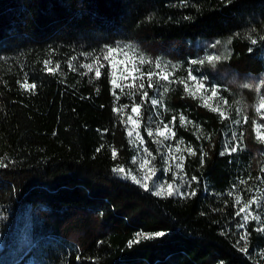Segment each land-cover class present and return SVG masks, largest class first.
<instances>
[{
	"label": "trees",
	"instance_id": "obj_1",
	"mask_svg": "<svg viewBox=\"0 0 264 264\" xmlns=\"http://www.w3.org/2000/svg\"><path fill=\"white\" fill-rule=\"evenodd\" d=\"M262 36L264 0H0V160L8 165L0 168V264H264V233L253 230L259 225L250 217L238 229L240 217L234 216L235 195L240 206L256 197L251 210L264 220V143L255 131L264 125L255 111L264 85L259 94L243 87L264 80ZM108 47L130 48L128 56L144 72L159 71L147 61L178 65L170 80L188 70L206 77L228 101L220 99L227 119L182 84L168 85L164 95L148 89L147 77L141 80L138 72L115 78L131 89H113L102 59ZM208 55L222 59L189 63ZM96 56L105 64L100 78L79 67ZM45 60L60 69L46 72ZM26 76L36 89L20 88L17 81ZM140 83L149 92L141 134L161 165L159 148L145 130L147 117L158 114L169 125L176 117L173 140L182 147L184 170L175 180H188L195 197H157L124 178L135 163L128 124L121 120L132 115L133 101L141 103ZM151 98L163 107L153 109ZM181 114L192 123L181 126ZM233 133L244 134L242 150L221 157L224 145L234 143ZM201 152L207 153L203 166ZM116 166L126 173H113ZM157 231L166 235L136 242L138 232ZM245 231L248 254L239 250L243 241L234 246Z\"/></svg>",
	"mask_w": 264,
	"mask_h": 264
},
{
	"label": "snow or ice",
	"instance_id": "obj_2",
	"mask_svg": "<svg viewBox=\"0 0 264 264\" xmlns=\"http://www.w3.org/2000/svg\"><path fill=\"white\" fill-rule=\"evenodd\" d=\"M186 19H188V17H185ZM250 42L252 45H256L258 43L257 39H252L250 38ZM260 40L264 41V36L259 38ZM231 41H227V43H230ZM216 44H221V41H216ZM129 49H123V48H116V47H108L106 50V54H103L102 59L104 61H107L109 66H110V70H111V74H112V79H111V85L113 87V89L115 88H121V91H123L124 87H128V88H132V85H121L117 83V80L115 79V70L117 68V64L111 60L110 58L113 56L114 53H120L122 52L125 56L128 55V51ZM249 51L251 52L252 49L249 48ZM141 63L145 62V57L143 56H138L137 57ZM226 58V57H225ZM74 59V58H73ZM220 59H222V57L220 56H212V55H208L205 59H192L189 61L190 64L192 65H204L206 62L208 64H213L215 61H219ZM51 63V60H45L43 61V65H44V70L48 73H55L57 70L60 69V64L57 63L55 65V68H50L48 67V65ZM121 63H124V61H121ZM147 63L149 64H153L155 66V69L159 70V71H155L152 68H149L146 72L141 71L140 68H135L134 71L139 73V78L142 80L145 76L147 77V88L148 89H160L161 90V95L167 94L169 91V87L168 85L170 84H182L183 85V91L190 94L193 98L196 97V93L204 91V92H208L210 91V96H208L205 99V103L204 106L208 107L207 104V100L212 99L214 97L218 96V90L216 87L211 86V85H206L205 80L207 79L206 77L204 78H199L196 75L193 74L192 70H188L187 71V75L186 77L183 78H179V79H171L170 80V76L173 75L174 71L176 70L177 67H179L178 65H168V64H164L162 61L160 60H155V61H147ZM69 69H73L74 66L71 63V61H69L68 64ZM82 69H86L87 73H92L94 72V78H100L102 73H101V69L105 67L104 63H101V57L100 56H96L94 57V63H87V64H81L79 66ZM171 69V70H170ZM129 75H124L123 79L124 80H128ZM156 78L155 80L153 78ZM133 81H135L137 79L136 76L132 77ZM162 82H167V83H162ZM190 82H195V84L193 86L190 87ZM17 83L19 84L20 88H24V89H28V90H34L37 88V85L33 82V83H29L27 76L25 77V79L23 81H17ZM261 85H264V80H262L260 82V84L257 85H249V84H244L243 87L245 88H254L255 92L257 94L260 93L261 90ZM193 88L195 89L193 91ZM139 89L142 90L141 91V103H137L135 101L132 102L131 104V113L134 115H129L127 117V121L121 120V123H129L131 125L130 128L127 129V135L129 137H134L133 141L130 142H135V140H139L140 145H144L145 141L143 139V137L140 134L139 128H140V124H141V120L139 119V117H141V108H142V104L143 102L149 100V92L145 89V84L144 83H140L139 84ZM135 93H129V95H134ZM113 95H115V91H113ZM117 99H119V97H117ZM221 101L223 104H227L228 101L226 99H224L223 97H220ZM150 103L153 109H155L158 105H160L161 107H163V101L157 98H151L150 99ZM122 107L127 108L129 107L128 104L123 105ZM213 112H219V116L222 119H227L226 113L225 111L222 109V107L220 105H217L216 107H212L210 109ZM264 95H259V103L258 106L255 108V111L258 115L261 116V118H264ZM113 111L116 113H119L120 109L117 108H113ZM148 121H152V116L149 115L147 117ZM175 120L176 117L173 116L172 120L170 121L171 124L175 125ZM180 120V124L181 126H183L185 123H192V121L188 120L187 117L183 114L180 115L179 117ZM248 117L245 116L244 117V122H247ZM235 124H240L241 121L240 120H233L232 121ZM260 125L257 124L256 125V139L259 140L261 143H264V133H262L260 131ZM146 132L148 137H162L164 140H169L170 138H174L176 136V132L173 130V127H170L169 124L164 123L163 121H159L156 124V127L153 129L151 127H146ZM135 134V135H134ZM243 133L240 134V136H236L235 133L232 134V140L234 141V143H230V144H225L223 150L219 153V155L221 157H223L225 154L228 155H232L233 153H236L239 150H242V146H243ZM197 139H199V137H197ZM156 143H162L161 140H156ZM183 141H180V143H182ZM97 152L100 151V148L96 149ZM144 153H146L147 157H152L153 160L156 159L155 156H153V153L150 152L148 150L147 147L143 148ZM186 151L188 152L189 155H196V152L191 148L188 147L186 149ZM167 154H168V159L164 160L165 164H168L169 166L164 168L162 171L163 173H168L170 171H172L171 168V164H169V160L172 161H179L175 163V168H176V172H173V180H175L176 176L179 175V173L183 172L184 170V157L180 156V157H176L173 155V147L171 145L167 146ZM112 157L115 158L117 153L115 150L112 151L111 153ZM207 155L206 152H201V166H203V160L204 157ZM151 163V161H149L147 158H142L141 162L139 163V169L141 171H143L145 169L146 166H148ZM8 165L6 163H4L3 160H0V168H4L7 167ZM112 172L113 173H117V174H125L126 173V169L123 166H116L112 168ZM148 172L151 173V175H143L141 177L138 178L137 175H133L132 172H127L126 175L124 176L125 179H127L128 177H131V180L139 185L144 191H150L152 195L157 196V197H161L162 194L166 193L167 197H172L174 195H178L181 198H189V197H195L197 195V190L195 188H192V184L189 183L188 180H185L183 176H180V179L183 181L184 184H186L189 188H191L192 190L190 192L184 191L182 192L180 190V187L176 184H174L173 182H166V181H162L159 178H157V180H153V177H156V168L150 167L148 168ZM261 172H264V168L261 169ZM191 181L195 182V183H199V179L196 176H191ZM249 179H251V177H249ZM148 181H153L152 186L150 188ZM240 184H246L247 180L244 179H240L239 180ZM235 188L236 185L233 184L232 185V190H230L227 195L229 197H232L235 194ZM261 199H264V196L261 197ZM257 198L253 197L251 199H249L246 203H244L242 206L241 205V196L240 195H235V205L239 206L237 208V210L234 213L235 217H240V221L237 224V228L238 229H245L246 225L249 221V218L251 217L252 220L256 221V223L259 225V227L254 228V231L260 232V233H264V220H262L261 215L254 213L251 210V205L253 204H257ZM166 235V233L164 231H157L155 233L152 234H145L143 232H138L136 234V242H139L141 239H152L153 237H164ZM241 241H243V245L239 247V250L245 254L249 253V233L247 231L243 232L242 234L239 235V239L236 241V244L234 246L240 245ZM132 241L129 242V245H131ZM262 258H264V255H262ZM80 257L77 256V260H79ZM220 264H223V261L220 262Z\"/></svg>",
	"mask_w": 264,
	"mask_h": 264
},
{
	"label": "rangeland",
	"instance_id": "obj_3",
	"mask_svg": "<svg viewBox=\"0 0 264 264\" xmlns=\"http://www.w3.org/2000/svg\"><path fill=\"white\" fill-rule=\"evenodd\" d=\"M105 54H106V51H105ZM110 59L113 60L117 64V68L115 70V78L118 77L119 75L123 74V73H126L127 75L130 73V76H132L134 73H136V71H134V69L136 68L134 66V62H132L131 58L128 55L125 56L122 52L114 53L113 56ZM121 61H124V63H121ZM105 62L108 64L107 61H105ZM91 63H94V62H91ZM194 84H195V82H190V87L193 86ZM194 90L195 89L193 88V91ZM196 96L202 97L203 103H205V99L208 96H210V91H208V92H204V91L198 92V93H196ZM258 103H257L256 107L258 106ZM207 104L210 107H216L217 105H220L219 93H218L217 97H214L212 99L207 100ZM262 111H264V110H262ZM132 115H134V114H132ZM152 118H153L152 121H148L147 122L148 124L146 125V127H151V128L154 129L156 127V124L159 121H162V118L158 114H155L154 116H152ZM127 124H128V128H130L131 125L129 123H127ZM169 126L172 127V124H170ZM260 126H261L260 127V131L262 133H264V125H260ZM146 127H145V129H146ZM139 131H140V134H141V129L140 128H139ZM141 136H142V134H141ZM133 139H134V137H129V141H133ZM143 139L145 141L144 145H140L139 140H135V142H130L132 144L133 148H134L133 162L135 163V168L133 169V171L130 170V172H132L133 175H137L138 178H139V177H141L143 175H151V173L148 172V168L154 166L156 168V177H153V180H157V178H159L162 181L173 182L174 184H176V185H178L180 187V190L182 192L186 191V188H183V181L181 179H180V181L168 180L167 175H168L169 172L168 173H163V171H162L164 168L169 166L168 164L164 163V160L168 159V154H167V146L168 145H171L173 147V155L174 156H176V157L182 156V147L179 144V142L174 141L173 138H170L169 140H164L162 137H155V136L149 138V140L151 142L155 143L156 146L159 148L158 149V153L161 155L159 159H160V162L162 164L158 165L156 163L157 162L156 159L153 160L152 157H147L146 153H144V151H143L144 147H147L150 152H152V151L148 147L146 138L143 137ZM156 140H161L162 143H156L155 142ZM153 156H155V155L153 154ZM142 158H147L149 161H151V163L148 166H146L143 171H141L139 169V163L141 162ZM176 162H179V161H175L174 162L172 160H169V164L173 165V167L175 169L173 172L177 171L176 168H175V163ZM179 175H180V173H179ZM179 175H177L176 178ZM148 183H149V186L151 188L153 181H148ZM162 195H166V193L162 194Z\"/></svg>",
	"mask_w": 264,
	"mask_h": 264
}]
</instances>
